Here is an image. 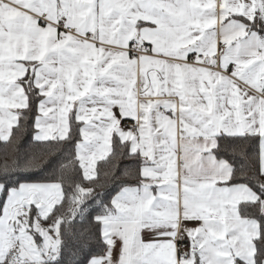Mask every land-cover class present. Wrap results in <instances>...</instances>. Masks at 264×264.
Listing matches in <instances>:
<instances>
[{"label":"snow or ice","instance_id":"6c2138e0","mask_svg":"<svg viewBox=\"0 0 264 264\" xmlns=\"http://www.w3.org/2000/svg\"><path fill=\"white\" fill-rule=\"evenodd\" d=\"M29 127L0 264H264V0H0V142Z\"/></svg>","mask_w":264,"mask_h":264},{"label":"trees","instance_id":"16d2710c","mask_svg":"<svg viewBox=\"0 0 264 264\" xmlns=\"http://www.w3.org/2000/svg\"><path fill=\"white\" fill-rule=\"evenodd\" d=\"M15 131V129H14ZM32 130L29 127L27 135L22 139L18 140L16 137H13V141L10 144H4L0 142V159H3L5 155H7V158L11 159L13 156V147L16 143L19 142L20 144V151L21 154H26L28 151L34 152V153H41L44 151V149L47 147L44 144L34 143L31 139ZM115 140V138H114ZM240 141H225L224 145L225 150L222 152V155L225 157L231 159V156L228 153V146H231L232 144H238ZM114 150L117 153L115 156H110L108 161H98L97 163V169L100 174V179L97 181V183H101L105 181V173H109L113 168H118V175L116 181H111V177L109 175V185H106L105 188L97 187L96 191L98 192H104L105 195L102 197V199L107 203L112 196L116 194V192L119 190V180L121 179L120 173H123L125 168H133L138 172L139 164L138 161L134 160L132 157L127 155V149L124 147H121L118 142L114 143ZM248 151L250 153H255L257 151V143H252L248 147ZM63 156L68 157L69 159L72 158L73 152H72V146H68V148L64 151ZM79 178V177H78ZM131 183H135V179L130 181ZM86 183V182H85ZM114 185V186H111ZM86 186H91L86 183ZM99 211L98 208H93L91 215H89L88 220H91V216L95 215V213ZM89 223H85L83 225L77 223L74 225V228L77 230V238L76 242H79V230L82 228L89 227ZM94 228V225L92 226ZM68 240L70 247H75V244L73 243L72 238L66 237Z\"/></svg>","mask_w":264,"mask_h":264},{"label":"crops","instance_id":"0c3cea01","mask_svg":"<svg viewBox=\"0 0 264 264\" xmlns=\"http://www.w3.org/2000/svg\"><path fill=\"white\" fill-rule=\"evenodd\" d=\"M140 99H143V97H140ZM114 111H118V110H115V109H114ZM188 226H189V227H195V224L189 222ZM143 235H144V238H145L146 240L149 239V237H150V234L147 233V232H145Z\"/></svg>","mask_w":264,"mask_h":264},{"label":"built area","instance_id":"2783aa9c","mask_svg":"<svg viewBox=\"0 0 264 264\" xmlns=\"http://www.w3.org/2000/svg\"><path fill=\"white\" fill-rule=\"evenodd\" d=\"M131 123H132V121H130V120L124 121V124H126V125H130ZM186 244H187V241H185V246H186Z\"/></svg>","mask_w":264,"mask_h":264}]
</instances>
